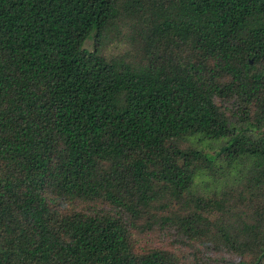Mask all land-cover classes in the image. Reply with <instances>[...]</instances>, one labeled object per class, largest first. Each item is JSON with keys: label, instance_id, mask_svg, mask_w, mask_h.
<instances>
[{"label": "trees", "instance_id": "16d2710c", "mask_svg": "<svg viewBox=\"0 0 264 264\" xmlns=\"http://www.w3.org/2000/svg\"><path fill=\"white\" fill-rule=\"evenodd\" d=\"M0 264H264V0H0Z\"/></svg>", "mask_w": 264, "mask_h": 264}, {"label": "rangeland", "instance_id": "374dc122", "mask_svg": "<svg viewBox=\"0 0 264 264\" xmlns=\"http://www.w3.org/2000/svg\"><path fill=\"white\" fill-rule=\"evenodd\" d=\"M123 44H119V46H122ZM84 47L87 49L91 48V41L86 40L84 42ZM124 46H122L123 48ZM122 48H111V50L114 51H120ZM135 239L137 241V249H142V248H147V247H163L168 250L176 251L179 254H183L186 252V248L184 247H178V246H173L171 244L170 238L166 235L163 234L160 231L153 230L150 232L146 233H137L135 235Z\"/></svg>", "mask_w": 264, "mask_h": 264}]
</instances>
